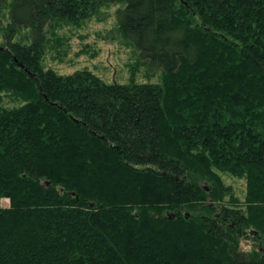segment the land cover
I'll return each instance as SVG.
<instances>
[{
  "label": "trees",
  "instance_id": "trees-1",
  "mask_svg": "<svg viewBox=\"0 0 264 264\" xmlns=\"http://www.w3.org/2000/svg\"><path fill=\"white\" fill-rule=\"evenodd\" d=\"M114 4L162 84L43 66L48 32ZM7 8L0 264H264V0H0ZM24 27L30 42H13ZM221 173L246 179L243 205L216 206L231 195ZM250 230L252 255L240 247Z\"/></svg>",
  "mask_w": 264,
  "mask_h": 264
},
{
  "label": "rangeland",
  "instance_id": "rangeland-1",
  "mask_svg": "<svg viewBox=\"0 0 264 264\" xmlns=\"http://www.w3.org/2000/svg\"><path fill=\"white\" fill-rule=\"evenodd\" d=\"M119 7L117 4L108 5L84 20L57 27L55 33L48 32L43 66L62 75L90 70L109 84H162V74L150 73L144 62L139 59L138 52L121 36L116 18ZM10 30L11 21L7 8L0 11V44L7 41V32ZM29 34L30 28L24 27L14 31L11 40L26 44L30 42ZM7 105H12V102L8 97L0 96V108ZM221 174L225 185L231 188V195L226 202L216 203V206L224 204L235 207L232 196L238 204L243 205L247 195L246 179ZM203 185L208 188V184ZM3 202L4 206H8L7 200ZM247 235L241 240L240 247L252 255L260 243L254 240L252 230L247 232Z\"/></svg>",
  "mask_w": 264,
  "mask_h": 264
}]
</instances>
